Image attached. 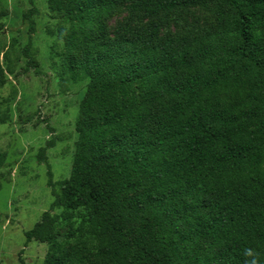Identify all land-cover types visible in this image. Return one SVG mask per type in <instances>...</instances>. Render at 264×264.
<instances>
[{
	"label": "trees",
	"instance_id": "trees-1",
	"mask_svg": "<svg viewBox=\"0 0 264 264\" xmlns=\"http://www.w3.org/2000/svg\"><path fill=\"white\" fill-rule=\"evenodd\" d=\"M189 7L209 5L47 0L84 96L69 175L52 180L54 136L36 153L53 199L24 246L45 243L43 264H264V0H216L213 25L170 33Z\"/></svg>",
	"mask_w": 264,
	"mask_h": 264
},
{
	"label": "rangeland",
	"instance_id": "rangeland-1",
	"mask_svg": "<svg viewBox=\"0 0 264 264\" xmlns=\"http://www.w3.org/2000/svg\"><path fill=\"white\" fill-rule=\"evenodd\" d=\"M206 1L208 9L189 7L173 14L167 21L169 32L193 34L213 25L216 0ZM34 4L36 31L25 53L29 35L22 14L30 7L28 0H0V119H4L0 153L9 164L1 169L0 179V264H18L21 249L28 264H43L45 243L30 241L24 246V231L53 199L46 163L38 162L36 153L54 136L55 145L47 150L52 180L69 175L78 104L84 96L83 82L63 72L65 50L57 37L58 19L49 13L47 0H34ZM124 17V10L116 12L108 20L109 31Z\"/></svg>",
	"mask_w": 264,
	"mask_h": 264
},
{
	"label": "clouds",
	"instance_id": "clouds-1",
	"mask_svg": "<svg viewBox=\"0 0 264 264\" xmlns=\"http://www.w3.org/2000/svg\"><path fill=\"white\" fill-rule=\"evenodd\" d=\"M252 250L251 249H245V255L246 256H252ZM246 264H257V260L255 258L246 261Z\"/></svg>",
	"mask_w": 264,
	"mask_h": 264
}]
</instances>
